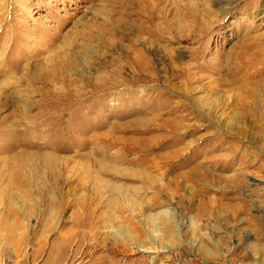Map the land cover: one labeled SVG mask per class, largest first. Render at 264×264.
<instances>
[{
  "label": "rangeland",
  "instance_id": "1",
  "mask_svg": "<svg viewBox=\"0 0 264 264\" xmlns=\"http://www.w3.org/2000/svg\"><path fill=\"white\" fill-rule=\"evenodd\" d=\"M263 67L264 0H0V264H116L91 211L117 264H264Z\"/></svg>",
  "mask_w": 264,
  "mask_h": 264
},
{
  "label": "bare ground",
  "instance_id": "2",
  "mask_svg": "<svg viewBox=\"0 0 264 264\" xmlns=\"http://www.w3.org/2000/svg\"><path fill=\"white\" fill-rule=\"evenodd\" d=\"M149 51V50H148ZM134 54H136V53H134ZM139 54H140V52H139ZM142 54V53H141ZM142 57V56H141ZM141 57H138V60L140 61V62H142V60L144 61V59H140ZM133 59V58H132ZM146 59V58H145ZM134 63V62H133ZM144 63V62H143ZM146 63V65H147V62H145ZM145 63H144V65H145ZM130 65V64H129ZM132 66V65H131ZM137 66V65H136ZM139 66V65H138ZM147 67V66H146ZM145 67V68H146ZM173 67V66H172ZM264 68V67H263ZM149 70V69H148ZM164 70V69H163ZM183 70H185V69H183ZM144 71V70H143ZM186 71V70H185ZM263 71V70H262ZM262 74H263V72H262ZM250 77V76H249ZM263 82V81H262ZM264 83V82H263ZM261 87V86H260ZM263 87H264V84H263ZM261 89V88H260ZM255 90V89H254ZM264 90V89H263ZM257 93V92H256ZM260 94H263V92H260ZM258 96H259V94H257ZM249 96H251L250 98H252L253 100H254V97H255V95L254 94H249ZM249 98V99H250ZM248 99V98H247ZM250 101V100H249ZM257 101V100H256ZM253 102L252 103V107H254V108H250V110H249V112L251 113V116H250V123H251V125L253 126V125H255V127H253V128H260V127H264V111L263 112H261V109L263 108V106L260 104L261 102ZM262 101V100H261ZM263 103H264V101H263ZM244 104H246L245 102H244ZM243 106V105H242ZM222 107V106H221ZM179 108V107H178ZM172 110V109H171ZM178 110V109H177ZM248 111V110H247ZM249 112H248V114H249ZM241 120V119H240ZM241 122V121H240ZM239 127V126H238ZM251 127V126H250ZM264 134V133H263ZM259 138H261V137H259ZM263 143V142H262ZM262 147H263V149H264V143H263V145H262ZM131 162H133V161H131ZM130 162V163H131ZM147 162H150V161H147ZM143 163V162H142ZM162 163V162H161ZM152 165H154V167H155V169H157L158 168V166L160 167H163L164 165L163 164H158V162L156 163H154V164H152ZM167 165V164H166ZM152 167V166H151ZM150 168V167H149ZM164 168V167H163ZM162 168V169H163ZM152 169V168H151ZM159 169V168H158ZM172 169V168H171ZM193 171V170H192ZM148 172V171H147ZM151 172V171H150ZM154 172V171H153ZM165 173H167V172H165ZM199 173V172H198ZM155 174V173H154ZM157 174V173H156ZM208 174V173H207ZM197 175V174H196ZM202 176V175H201ZM219 177V176H218ZM146 179V178H145ZM149 179V178H148ZM149 181H150V179H149ZM233 181H235L236 183H238V178H235ZM193 182V181H192ZM213 183V182H212ZM155 185V183L154 182H152V184L150 185L151 187L150 188H156V191L158 192L159 191V189L156 187V186H154ZM193 185H194V183H193ZM235 185V184H234ZM211 186V185H210ZM180 187V186H179ZM178 186H177V191L178 190H180V188H179ZM213 187V186H212ZM236 187H237V185H236ZM113 189V188H112ZM202 189V188H201ZM197 190V189H196ZM223 190H225L224 192H222V194H221V196H223L224 198L223 199H225L226 198V196H227V188H224ZM113 191V190H112ZM177 191H175V192H177ZM193 192H195V191H193ZM214 193L215 191H213V190H211L210 189V191L209 192H207L208 194H210V193ZM109 193V192H108ZM138 193V192H137ZM196 193V192H195ZM204 193V192H203ZM206 193V194H207ZM96 194V193H95ZM103 194V193H102ZM99 195V194H98ZM118 195V194H117ZM95 196V195H94ZM119 196V195H118ZM193 196H195V195H193ZM89 197V196H88ZM113 197V196H112ZM200 197V196H199ZM261 197H264V196H261ZM194 198V197H193ZM90 200V199H89ZM94 201V200H93ZM154 201V200H153ZM152 201V202H153ZM242 202L239 204V205H237V208L235 207V209L233 210V215H232V219L233 218H237V216L238 215H240V214H242V212L244 213V212H246V208H247V202L246 201H244V200H241ZM155 204H156V202L155 203H151V205H149V206H151V208H153V207H155ZM212 205V204H211ZM88 206V205H87ZM91 206V205H90ZM84 208V207H83ZM87 208V207H86ZM135 208V205H134V203L133 202H131L130 201V199L129 200H125V196L124 195H122V196H119V197H117V199H116V202H113V203H111V205L109 206V208H108V210L109 211H107L108 212V214L110 213V217L106 220V222H105V226L103 227V228H112V225H113V220H112V216H114V215H116V213L118 214V215H124V214H126V213H128L129 212V210L130 209H134ZM206 208H208V203H205V202H201L200 201V204L198 205V213H199V215L200 216H202V217H204V216H207V215H211L213 212H214V209L216 208L215 206H210L209 207V210H207ZM89 210V209H88ZM134 211V210H133ZM141 211H142V209H141ZM82 214H83V212H82ZM87 214V213H86ZM93 211H91L90 212V215L88 216V215H86L87 217H86V221H84L85 222V225H84V227L86 228H88V227H91V235H92V240H94V238H96L95 240L98 242V246H103V245H107L108 244V242H111L110 243V245H109V247L111 248V249H106V250H108L107 251V253H108V255H109V257L110 256H112L113 258H111V259H115L114 260V263H121V262H123L127 257H131V255H134V254H137L139 251L138 250H136V249H134V252L132 251V249H130L128 246H131V245H127V244H125V243H118V242H120V241H118L121 237H123V234L124 233H122V231H120V230H117V232H114V233H106L105 235V237H103V238H101L100 239V242L98 241V235L99 234H102L101 232H100V229H101V227L100 226H97V224H100V217H93ZM95 216V215H94ZM101 216V215H100ZM149 217V216H148ZM150 218V217H149ZM91 219V220H90ZM81 220H82V218H81ZM163 220H164V223H161V222H154L153 221V219H151V223L153 224L151 227H152V229L154 230H158L159 228H160V225H165V226H170L171 224H170V222L167 220V218L164 216V218H163ZM79 222V221H78ZM102 222V221H101ZM149 222V221H148ZM117 223H119V222H117ZM80 226V225H79ZM163 227V226H162ZM171 227V226H170ZM119 228V227H118ZM102 230V229H101ZM198 230V228L196 229V231ZM75 231V230H74ZM140 231V230H139ZM166 231V230H165ZM194 232V231H193ZM73 233V232H72ZM72 233H71V235H72ZM76 233V232H75ZM166 233V232H165ZM168 233V232H167ZM142 235V234H141ZM167 235V234H166ZM137 236V235H136ZM71 237H73V235L71 236ZM74 237H75V235H74ZM94 237V238H93ZM141 237V236H140ZM167 237H169V239H170V241H173V238H175V236L172 234V236L168 233V235H167ZM129 239V238H128ZM132 239V238H131ZM139 240V239H138ZM137 241V240H136ZM140 241V240H139ZM143 241V240H142ZM161 242H163V241H161ZM174 242V241H173ZM126 243H128V242H126ZM132 243V242H131ZM137 243V242H136ZM136 243H134V244H136ZM141 243V242H140ZM129 244V243H128ZM144 244V243H143ZM133 246V245H132ZM106 247H108V245L106 246ZM161 247V246H160ZM132 248V247H131ZM163 249V248H162ZM204 250H205V253H207V251L209 250L208 249V247H204L203 248ZM146 250V249H145ZM178 250V249H177ZM95 252H97V251H95ZM137 252V253H136ZM170 252V251H169ZM172 252V251H171ZM179 252H180V250H179ZM167 256V255H166ZM175 258H177V257H174L173 255H172V253H170L169 255H168V260L169 261H172V260H174ZM184 258V257H183ZM154 259V258H153ZM197 261L195 260V259H192V258H188L187 259V261L185 260V262L183 263V264H194V263H196ZM97 264H99V263H97ZM131 264H146V261L145 260H135V261H133Z\"/></svg>",
  "mask_w": 264,
  "mask_h": 264
}]
</instances>
